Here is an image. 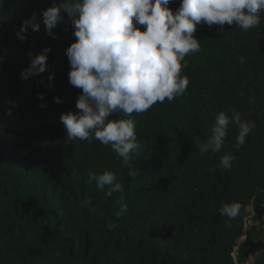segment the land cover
<instances>
[{"label": "trees", "instance_id": "16d2710c", "mask_svg": "<svg viewBox=\"0 0 264 264\" xmlns=\"http://www.w3.org/2000/svg\"><path fill=\"white\" fill-rule=\"evenodd\" d=\"M59 2L0 0V68L2 46L8 52L0 70V264H247L264 240V11L246 32L198 26L201 50L181 62L185 94L109 117L136 123L140 147L125 165L110 145L67 138L60 117L78 112L82 90L69 83L71 23L52 36L43 23ZM33 14L40 30L21 41L17 32ZM45 48L46 71L23 79ZM233 107L256 125L246 143L235 149L230 124L222 150L201 155L194 142ZM224 155L235 156L229 169L218 166ZM89 171L114 172L123 191L107 197ZM122 203L128 210L117 218ZM230 203L241 206L234 219L220 215ZM251 207L258 228L249 230ZM254 264H264V252Z\"/></svg>", "mask_w": 264, "mask_h": 264}, {"label": "clouds", "instance_id": "9594fccd", "mask_svg": "<svg viewBox=\"0 0 264 264\" xmlns=\"http://www.w3.org/2000/svg\"><path fill=\"white\" fill-rule=\"evenodd\" d=\"M174 0H60L45 10L43 23L52 36L60 24L71 23L76 42L66 50L69 60V83L82 90L76 108L62 114L68 139H93L110 145L125 165L131 160L140 145L137 141L134 119H109L113 114L144 113L157 102H171L183 96L189 86V78L181 76L182 61L190 53L201 50V41L194 35L198 26L225 24L245 32L260 24L264 0H180L175 11L168 5ZM66 14V15H65ZM35 14L23 21L17 37L26 41L27 31L40 30ZM143 26L144 30H141ZM50 48L43 49L22 71L23 79L39 76L47 68ZM31 56L32 54L29 53ZM2 59V58H0ZM241 63L244 58H239ZM50 81L54 79L49 76ZM43 99L42 95H39ZM60 103L59 97L55 98ZM42 107L44 105H41ZM227 115L221 112L210 129L205 141L194 143L201 155L222 150L230 124L236 126L235 149L246 143V138L256 125L242 119L234 107ZM234 155L219 159V167L229 169ZM130 175H135L130 172ZM89 181L95 182L98 190L111 197L123 191L116 182L114 172L97 174L89 171ZM127 204L122 203L117 218L126 213ZM239 203L224 204L220 215L230 219L240 214ZM109 230L118 227L107 225Z\"/></svg>", "mask_w": 264, "mask_h": 264}, {"label": "rangeland", "instance_id": "374dc122", "mask_svg": "<svg viewBox=\"0 0 264 264\" xmlns=\"http://www.w3.org/2000/svg\"><path fill=\"white\" fill-rule=\"evenodd\" d=\"M247 227L248 229H253V228H258V224L256 223V220H255V215H254V212H253V208L251 207L250 208V216L247 220ZM264 252V240L261 242L257 252L255 254H253L248 263L247 264H254L255 263V260Z\"/></svg>", "mask_w": 264, "mask_h": 264}, {"label": "water", "instance_id": "95a60500", "mask_svg": "<svg viewBox=\"0 0 264 264\" xmlns=\"http://www.w3.org/2000/svg\"><path fill=\"white\" fill-rule=\"evenodd\" d=\"M2 48H3V50H4L5 53H6V56H5V58L3 59V65H2V67H3V66H4V63H5V61H6V58H7V54H8V52H7V49H6L5 47L2 46ZM2 67L0 68V70L2 69Z\"/></svg>", "mask_w": 264, "mask_h": 264}]
</instances>
